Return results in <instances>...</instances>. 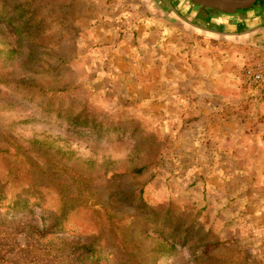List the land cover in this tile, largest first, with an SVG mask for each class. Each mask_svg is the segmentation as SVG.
Segmentation results:
<instances>
[{"label":"rangeland","instance_id":"1","mask_svg":"<svg viewBox=\"0 0 264 264\" xmlns=\"http://www.w3.org/2000/svg\"><path fill=\"white\" fill-rule=\"evenodd\" d=\"M133 1L104 23L74 0H0V264H264V114L195 96L194 74L232 61L238 82L258 32H220L264 19L202 25L216 33ZM86 242L88 260L69 253Z\"/></svg>","mask_w":264,"mask_h":264},{"label":"crops","instance_id":"2","mask_svg":"<svg viewBox=\"0 0 264 264\" xmlns=\"http://www.w3.org/2000/svg\"><path fill=\"white\" fill-rule=\"evenodd\" d=\"M74 1H77L78 3L82 2L83 4H86L82 6L83 11L90 10L92 7H98L100 9L107 8L109 11H106L105 14L102 13L99 16V18H97V19H101L102 21L105 19L104 23H106L107 20L115 21L116 18L118 17L117 11H121L123 14L126 15L124 17L123 15H120V17L117 18V20L126 19V18L131 19L130 11H133L134 9L137 8V4L135 3L136 1H133V0H74ZM146 1H147L146 3L150 5L151 8L152 6L155 8L156 6L155 0H146ZM177 1L179 2L181 16H184L185 19L187 18L188 20H191L190 22L194 23L195 25L199 27V28L194 27L195 29H202V28L207 29L206 27H203L202 25L207 23L208 21L214 22V23L217 22L218 24L222 23L224 26H229L232 24L230 22H232V20L235 19L232 14L229 15V14L218 13V12H216L218 13L216 14L213 10H210L208 8L192 6L187 1H183V0H177ZM165 3L170 9L171 5L169 1L165 0ZM109 4L111 5L109 6ZM123 5H126V8L124 7L120 8V6H123ZM255 5H258V8H254ZM150 7L147 6V9H150ZM147 9L142 8L141 9L142 11H140L142 12L141 14L144 15L146 18L145 20L142 19V20L137 21L138 28L141 27V29L144 28L147 30H150L151 28L153 29L158 28L161 25V23L157 21L158 19H155L153 15L149 14L150 11H148ZM241 13H244L245 15H247L246 17L248 18L258 13L257 16L250 17V20H256L257 17H261V16L264 19V5L262 4L259 5L258 2L254 0V2L249 8L241 10L239 14ZM148 15H150L151 17H147ZM89 17L91 16L89 15ZM244 18L245 17H243V19ZM132 20H135V19L132 18ZM134 23L136 22L134 21ZM95 24H98V21L93 20L92 25H95ZM258 25H264V21L260 22L259 24L255 26H258ZM257 32L259 35L257 39H259L260 44H258L257 41H254L253 43H256V47L260 49L262 53H264V29L257 30ZM249 34H253V33L250 32L248 33V35ZM189 36H191L192 38L193 37L196 38L193 35H189ZM248 41L251 42V39L250 40L248 39ZM235 68H236V65H234L232 61L229 62L228 66L227 65L226 66L215 65L214 69L212 67V69H210V71L207 72L208 73L207 76L202 75L204 74L203 72L205 71L203 70L198 71L196 69V71H194V74H198L199 77H201L200 82H197L201 85L199 87V90H201V94H196L195 96L205 97L207 93L204 92V90L210 89L214 92L212 94L214 95L215 98L219 99L221 96L222 97L224 96L226 97V100H225L226 104L235 103L238 108L236 112H239V113L241 112L243 115H245L244 119H246V121H249L251 118V113H252L251 107L252 105L254 106V104H252V100L256 101L257 103L255 106L256 107L255 115H257V113L258 115L259 114L261 115L262 113L264 114V89L260 87H255L246 82L244 78V74H243V69H244L243 66L239 68L238 74H239L240 79H238V82H236L235 81V73H236ZM182 72H184L186 75L192 74V69L186 68ZM220 90L221 91L223 90V93L220 94ZM185 92H187V90H185ZM260 101H263V102H260ZM258 103L260 104L258 105ZM236 105L234 107L232 106V109L235 110Z\"/></svg>","mask_w":264,"mask_h":264},{"label":"water","instance_id":"3","mask_svg":"<svg viewBox=\"0 0 264 264\" xmlns=\"http://www.w3.org/2000/svg\"><path fill=\"white\" fill-rule=\"evenodd\" d=\"M183 1H187L192 6L208 8L210 10H213L215 13L218 12V13H224V14H229V15L232 14L233 16L238 15L241 10L249 8L254 2V0H183ZM170 9L183 22L189 24L192 27H198L194 23L190 22L189 20L179 15L173 8L170 7ZM236 21H237L236 19L232 20V22H230L232 24L229 26H233L236 23ZM202 29H205V28H202ZM260 29H264V25H258V26H254L246 30L236 31V32H220V34L221 35H243V34H248L252 31H256ZM205 30L213 31L210 29H205ZM213 32L219 33L217 31H213Z\"/></svg>","mask_w":264,"mask_h":264},{"label":"built area","instance_id":"4","mask_svg":"<svg viewBox=\"0 0 264 264\" xmlns=\"http://www.w3.org/2000/svg\"><path fill=\"white\" fill-rule=\"evenodd\" d=\"M246 82L264 89V54L243 69Z\"/></svg>","mask_w":264,"mask_h":264},{"label":"trees","instance_id":"5","mask_svg":"<svg viewBox=\"0 0 264 264\" xmlns=\"http://www.w3.org/2000/svg\"><path fill=\"white\" fill-rule=\"evenodd\" d=\"M76 121V120H75ZM73 119H72V123L73 122H75ZM7 207H8V210H11L12 208H13V206L12 205H10V204H8L7 205ZM70 228H76V226L75 225H71L70 224ZM52 227L53 228H60L61 226L59 225V219L57 218V219H55V221L52 223ZM56 230V229H55ZM43 238H47V237H49V234H46V233H43V236H42ZM72 249V251H70L69 253L70 254H73L74 252H79V254L77 255L78 256V258L82 261H85V260H88V258L91 256V255H93L94 254V252H95V249H94V247H93V244L92 243H88V242H86V243H81V244H78V245H76V246H72L71 247ZM124 248V247H123ZM53 249H51L50 251H49V254H50V252L52 251ZM62 250V249H61ZM59 251H60V249H59ZM60 253H61V251H60ZM65 256H66V254H65Z\"/></svg>","mask_w":264,"mask_h":264},{"label":"flooded vegetation","instance_id":"6","mask_svg":"<svg viewBox=\"0 0 264 264\" xmlns=\"http://www.w3.org/2000/svg\"><path fill=\"white\" fill-rule=\"evenodd\" d=\"M256 1L258 2L259 5L260 4L264 5V0H256Z\"/></svg>","mask_w":264,"mask_h":264}]
</instances>
